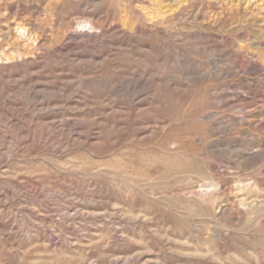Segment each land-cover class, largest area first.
Here are the masks:
<instances>
[{"label":"rangeland","instance_id":"obj_1","mask_svg":"<svg viewBox=\"0 0 264 264\" xmlns=\"http://www.w3.org/2000/svg\"><path fill=\"white\" fill-rule=\"evenodd\" d=\"M0 264H264V0H0Z\"/></svg>","mask_w":264,"mask_h":264}]
</instances>
